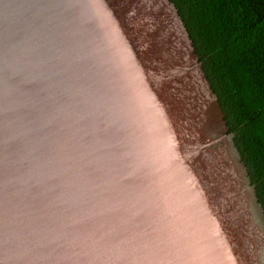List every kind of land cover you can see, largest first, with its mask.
<instances>
[{
  "label": "water",
  "instance_id": "95a60500",
  "mask_svg": "<svg viewBox=\"0 0 264 264\" xmlns=\"http://www.w3.org/2000/svg\"><path fill=\"white\" fill-rule=\"evenodd\" d=\"M170 0H0V264H264V211Z\"/></svg>",
  "mask_w": 264,
  "mask_h": 264
},
{
  "label": "trees",
  "instance_id": "16d2710c",
  "mask_svg": "<svg viewBox=\"0 0 264 264\" xmlns=\"http://www.w3.org/2000/svg\"><path fill=\"white\" fill-rule=\"evenodd\" d=\"M264 211V0H170Z\"/></svg>",
  "mask_w": 264,
  "mask_h": 264
}]
</instances>
